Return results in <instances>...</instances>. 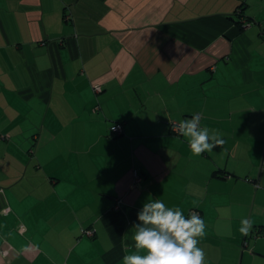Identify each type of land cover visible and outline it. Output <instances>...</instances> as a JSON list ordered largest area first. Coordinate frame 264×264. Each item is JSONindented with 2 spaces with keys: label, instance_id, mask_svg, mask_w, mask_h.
Segmentation results:
<instances>
[{
  "label": "crops",
  "instance_id": "crops-1",
  "mask_svg": "<svg viewBox=\"0 0 264 264\" xmlns=\"http://www.w3.org/2000/svg\"><path fill=\"white\" fill-rule=\"evenodd\" d=\"M247 8L0 0V264H122L150 199L202 218L205 264H264V12ZM193 115L223 141L198 156L171 129Z\"/></svg>",
  "mask_w": 264,
  "mask_h": 264
},
{
  "label": "clouds",
  "instance_id": "clouds-1",
  "mask_svg": "<svg viewBox=\"0 0 264 264\" xmlns=\"http://www.w3.org/2000/svg\"><path fill=\"white\" fill-rule=\"evenodd\" d=\"M173 131L187 139L193 155L211 152L222 144L219 133L200 127V117L193 115L173 125ZM133 225L135 251L125 254L122 264H205V252L199 240L205 236V224L195 212L185 217L179 207H169L160 199L145 202ZM246 232L250 222L243 220ZM144 254H141V253Z\"/></svg>",
  "mask_w": 264,
  "mask_h": 264
},
{
  "label": "built area",
  "instance_id": "built-area-1",
  "mask_svg": "<svg viewBox=\"0 0 264 264\" xmlns=\"http://www.w3.org/2000/svg\"><path fill=\"white\" fill-rule=\"evenodd\" d=\"M95 90H100V87L99 86H96L95 87ZM177 123H173L172 125H171V129L173 128V125H176ZM110 131L113 133V134H119L121 131H122V126H121V124L120 123H114V124H112V125H110ZM173 131V130H172ZM175 132V131H174ZM132 174H133V179H134V181L136 182V183H139L140 181H141V179H142V175L137 171V169H132ZM119 203H120V201L117 199L116 200V202H115V204H114V206H113V208L114 209H118L119 208ZM193 212H195V211H193V210H190L189 211V213L191 214V213H193ZM87 232H89V231H87ZM90 233V232H89Z\"/></svg>",
  "mask_w": 264,
  "mask_h": 264
},
{
  "label": "rangeland",
  "instance_id": "rangeland-1",
  "mask_svg": "<svg viewBox=\"0 0 264 264\" xmlns=\"http://www.w3.org/2000/svg\"><path fill=\"white\" fill-rule=\"evenodd\" d=\"M244 1H246L247 3L248 11L251 12L252 10L257 9L260 12H264V0H244Z\"/></svg>",
  "mask_w": 264,
  "mask_h": 264
}]
</instances>
